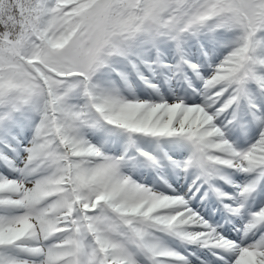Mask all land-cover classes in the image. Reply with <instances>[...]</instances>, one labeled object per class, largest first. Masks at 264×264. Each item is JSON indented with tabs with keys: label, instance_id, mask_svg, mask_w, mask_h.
I'll use <instances>...</instances> for the list:
<instances>
[{
	"label": "snow or ice",
	"instance_id": "obj_1",
	"mask_svg": "<svg viewBox=\"0 0 264 264\" xmlns=\"http://www.w3.org/2000/svg\"><path fill=\"white\" fill-rule=\"evenodd\" d=\"M0 264H264V0H0Z\"/></svg>",
	"mask_w": 264,
	"mask_h": 264
}]
</instances>
